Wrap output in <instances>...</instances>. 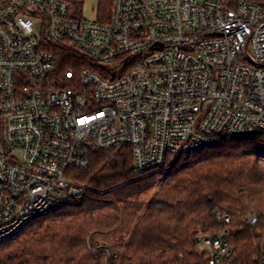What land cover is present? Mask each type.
<instances>
[{"label":"built area","instance_id":"2783aa9c","mask_svg":"<svg viewBox=\"0 0 264 264\" xmlns=\"http://www.w3.org/2000/svg\"><path fill=\"white\" fill-rule=\"evenodd\" d=\"M258 135L264 0H112L108 21L66 0H0V242L81 204L95 152L127 149L144 175ZM218 217L222 231L197 238L205 264H237Z\"/></svg>","mask_w":264,"mask_h":264},{"label":"trees","instance_id":"16d2710c","mask_svg":"<svg viewBox=\"0 0 264 264\" xmlns=\"http://www.w3.org/2000/svg\"><path fill=\"white\" fill-rule=\"evenodd\" d=\"M66 1L81 16L83 0ZM111 6L100 0L97 19L108 21ZM78 174L89 187L84 201L0 242V264H104L99 244L124 264H205L197 238L222 231L219 214L231 218L235 262L263 264L264 135L182 154L169 170L144 175L127 149L95 152ZM251 213L255 225L245 221Z\"/></svg>","mask_w":264,"mask_h":264},{"label":"rangeland","instance_id":"374dc122","mask_svg":"<svg viewBox=\"0 0 264 264\" xmlns=\"http://www.w3.org/2000/svg\"><path fill=\"white\" fill-rule=\"evenodd\" d=\"M99 2H100V0H83V3H82V5L80 6V9H79L80 14H81L80 17H83V18L89 19V20L96 19L97 15H98ZM73 13H74V11H73ZM179 156H180V154L174 155V157H173L172 161L170 162L167 170H169V168H171L176 163V161L178 160Z\"/></svg>","mask_w":264,"mask_h":264}]
</instances>
